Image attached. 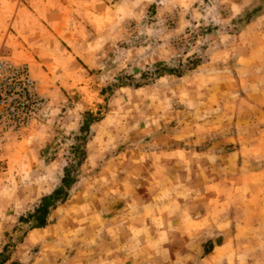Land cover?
<instances>
[{
  "label": "rangeland",
  "instance_id": "obj_1",
  "mask_svg": "<svg viewBox=\"0 0 264 264\" xmlns=\"http://www.w3.org/2000/svg\"><path fill=\"white\" fill-rule=\"evenodd\" d=\"M0 54V264H264V0H0Z\"/></svg>",
  "mask_w": 264,
  "mask_h": 264
},
{
  "label": "built area",
  "instance_id": "obj_2",
  "mask_svg": "<svg viewBox=\"0 0 264 264\" xmlns=\"http://www.w3.org/2000/svg\"><path fill=\"white\" fill-rule=\"evenodd\" d=\"M45 102L29 65L0 54V145L18 138Z\"/></svg>",
  "mask_w": 264,
  "mask_h": 264
},
{
  "label": "trees",
  "instance_id": "obj_3",
  "mask_svg": "<svg viewBox=\"0 0 264 264\" xmlns=\"http://www.w3.org/2000/svg\"><path fill=\"white\" fill-rule=\"evenodd\" d=\"M82 157L77 160V164L80 165L82 163V158L84 156V152L83 154L81 155ZM70 183H71V180H68L67 182V179L65 180L64 179V186H61L59 188H57L51 195L49 196H46L43 198L44 202L38 206L37 210H36V214H33L31 213V217L35 216V218L40 221V224L38 226H44L45 225V216H46V213L48 211V206L45 201L49 199V201H63L65 199V196H66V192H67V186H70ZM209 244V242H208ZM207 245V243H206ZM209 250H205V252L207 253ZM1 255V254H0ZM7 259V258H6ZM4 260H0V263H2Z\"/></svg>",
  "mask_w": 264,
  "mask_h": 264
},
{
  "label": "crops",
  "instance_id": "obj_4",
  "mask_svg": "<svg viewBox=\"0 0 264 264\" xmlns=\"http://www.w3.org/2000/svg\"><path fill=\"white\" fill-rule=\"evenodd\" d=\"M240 67H238L237 69L239 70Z\"/></svg>",
  "mask_w": 264,
  "mask_h": 264
}]
</instances>
